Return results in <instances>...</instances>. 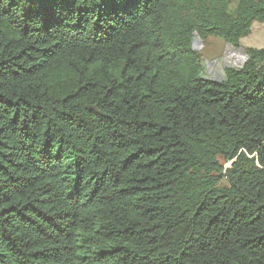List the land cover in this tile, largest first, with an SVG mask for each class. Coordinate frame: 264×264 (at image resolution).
<instances>
[{"label":"trees","instance_id":"1","mask_svg":"<svg viewBox=\"0 0 264 264\" xmlns=\"http://www.w3.org/2000/svg\"><path fill=\"white\" fill-rule=\"evenodd\" d=\"M231 1L0 0V264H264V46L193 49Z\"/></svg>","mask_w":264,"mask_h":264},{"label":"rangeland","instance_id":"2","mask_svg":"<svg viewBox=\"0 0 264 264\" xmlns=\"http://www.w3.org/2000/svg\"><path fill=\"white\" fill-rule=\"evenodd\" d=\"M238 4V0H232L230 4V12H234L236 6ZM257 22V21H256ZM247 37L249 39L247 42ZM244 37V42L242 43V47L239 49L240 51H245V47L247 46H255V47H263L264 46V23H256L255 27L252 28V33ZM194 47L197 49L199 54L202 57V62L204 58H208L207 64V74L205 76L213 77L217 80H222L225 78L224 69L226 64L220 61V58L227 52L232 49H237L228 43L221 37L217 36H209L204 41H202L199 37H195L194 39ZM238 61V60H236ZM203 69H205V65L203 64ZM227 164H225L226 166ZM228 166V165H227ZM226 166V167H227ZM222 185H226L227 181L224 179L221 182Z\"/></svg>","mask_w":264,"mask_h":264},{"label":"built area","instance_id":"3","mask_svg":"<svg viewBox=\"0 0 264 264\" xmlns=\"http://www.w3.org/2000/svg\"><path fill=\"white\" fill-rule=\"evenodd\" d=\"M196 36L199 37L198 34H195V37ZM195 37H194V39H195ZM193 49L197 51V49L194 47V40H193ZM239 49L240 48H238V50L237 49L230 50L229 52H227L226 54H224L222 56V58H220V61H222L223 63H225L226 64V67H228V66L237 67V68L242 67L243 64L246 62V60L249 58V55L246 53V51L243 52V51H240ZM236 60H238V61H236ZM201 63H202V66H203L202 57H201ZM202 75L204 77H208V76H205V74H202ZM208 78H213V77H208Z\"/></svg>","mask_w":264,"mask_h":264},{"label":"clouds","instance_id":"4","mask_svg":"<svg viewBox=\"0 0 264 264\" xmlns=\"http://www.w3.org/2000/svg\"><path fill=\"white\" fill-rule=\"evenodd\" d=\"M203 64L205 65V69L202 70V74H207V64H208V58L203 59Z\"/></svg>","mask_w":264,"mask_h":264},{"label":"crops","instance_id":"5","mask_svg":"<svg viewBox=\"0 0 264 264\" xmlns=\"http://www.w3.org/2000/svg\"><path fill=\"white\" fill-rule=\"evenodd\" d=\"M256 23H258V22H255V23L253 24L254 27H255ZM260 23H261V22H260ZM252 28H253V27H252ZM245 38H246V37H245ZM243 39H244V38H243ZM243 39L241 40V43H245ZM248 41H249V39H248V37H247V42H246V43H248ZM246 43H245V45H247ZM247 47H255V46H247ZM257 48H260V47H257Z\"/></svg>","mask_w":264,"mask_h":264},{"label":"water","instance_id":"6","mask_svg":"<svg viewBox=\"0 0 264 264\" xmlns=\"http://www.w3.org/2000/svg\"><path fill=\"white\" fill-rule=\"evenodd\" d=\"M87 108L97 110L94 106H88Z\"/></svg>","mask_w":264,"mask_h":264}]
</instances>
